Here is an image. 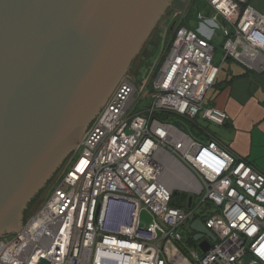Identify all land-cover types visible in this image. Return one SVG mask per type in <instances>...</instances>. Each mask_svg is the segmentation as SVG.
I'll return each mask as SVG.
<instances>
[{
  "label": "built area",
  "instance_id": "2783aa9c",
  "mask_svg": "<svg viewBox=\"0 0 264 264\" xmlns=\"http://www.w3.org/2000/svg\"><path fill=\"white\" fill-rule=\"evenodd\" d=\"M207 1L215 13L199 15L200 32L177 18L145 110L134 77L120 79L38 211L0 236V264H264V173L190 124L229 119L206 106L226 58L264 71V13L251 0ZM216 29L225 34L221 64ZM176 191L186 193L180 205ZM197 218L216 236L201 256L176 243L184 227L195 235Z\"/></svg>",
  "mask_w": 264,
  "mask_h": 264
},
{
  "label": "water",
  "instance_id": "95a60500",
  "mask_svg": "<svg viewBox=\"0 0 264 264\" xmlns=\"http://www.w3.org/2000/svg\"><path fill=\"white\" fill-rule=\"evenodd\" d=\"M170 2L0 0V236L39 208ZM190 228L203 251L216 240Z\"/></svg>",
  "mask_w": 264,
  "mask_h": 264
},
{
  "label": "rangeland",
  "instance_id": "374dc122",
  "mask_svg": "<svg viewBox=\"0 0 264 264\" xmlns=\"http://www.w3.org/2000/svg\"><path fill=\"white\" fill-rule=\"evenodd\" d=\"M250 3L253 4V6L257 10L264 13V0H251ZM179 11L180 14H182L181 12H183L182 17L177 15ZM214 13H215L214 8L208 3L207 0H171L170 5H168L163 10L159 18L154 22V24H152L153 26L151 25L149 31L147 32L144 39L140 43L139 48H137V50L135 51V55L129 67V75L134 77V81L137 86V91L143 93L142 95L140 93L139 94L137 93L136 95L138 96V98H140L136 103L137 109L145 110L146 107L152 102L155 96L153 80L155 76L158 74L160 68L163 66L164 62L167 60V56L169 54L171 47V43H169V41L172 35L175 36L178 26L177 18H182L181 20L182 22L180 21V23H183L195 29L196 31L200 32V28L202 26V23H204V20L201 19L199 15H204L208 19L211 18V16ZM221 21L227 26H229L228 22H226L225 20L221 19ZM215 33L210 38L211 42L215 46L214 62L216 64H221L224 57L223 43H224L225 34L221 33L217 29L215 30ZM118 82L116 86L118 85ZM116 86L114 87V90L116 89ZM208 96L209 97H207L206 106H213L209 104V99L211 98V92L208 93ZM105 104L106 102L104 103V105ZM104 105L102 106V108L104 107ZM197 119L200 122V124L204 125L205 127H208L209 129H211V131L212 130L215 132L218 131L219 128L218 125L202 119L201 116H199ZM195 123H197V121ZM80 154H81V150L77 152V149H74L73 153L66 161L61 171L58 173L52 184L46 190L44 198L39 201V207L41 206L43 201L49 196L52 188L54 187L53 185L58 181L62 172L67 167L69 162L75 157H78ZM176 198H177V202L181 201V199H179V195H177ZM38 209L32 215H34L38 211ZM146 219H148V216L144 214V220ZM27 220L24 222V224L27 222ZM182 233L184 235V240L181 242L177 241L176 243L178 244V246L182 249H185L186 251H188L191 248L197 249L201 256L202 253L198 249L200 240L196 241L194 244L188 243V238H190L194 234L188 227H184ZM248 258L249 257L247 256L246 259Z\"/></svg>",
  "mask_w": 264,
  "mask_h": 264
},
{
  "label": "crops",
  "instance_id": "0c3cea01",
  "mask_svg": "<svg viewBox=\"0 0 264 264\" xmlns=\"http://www.w3.org/2000/svg\"><path fill=\"white\" fill-rule=\"evenodd\" d=\"M210 92L209 104L225 111L229 119L216 132L197 119L201 135L213 134L224 148L264 173V71L226 58Z\"/></svg>",
  "mask_w": 264,
  "mask_h": 264
},
{
  "label": "trees",
  "instance_id": "16d2710c",
  "mask_svg": "<svg viewBox=\"0 0 264 264\" xmlns=\"http://www.w3.org/2000/svg\"><path fill=\"white\" fill-rule=\"evenodd\" d=\"M173 37H174V35H172V37H171L169 43H171ZM217 80H218V77H217V79H216V82H215L214 86L216 85ZM169 115H170V114H168V113H159L157 116L160 117V118L171 117V116H169ZM190 124H191V129H192L193 132H195V133H197V134H202V133H203V131L201 132V129H200V127L197 125V123L192 122V123H190ZM197 127H198V128H197ZM177 195H179V199H181L180 202H177V198H176ZM185 198H186V193L176 191V192H174V198H173V200H172V203H173V204H176V205H180V203H181ZM31 211H32V210H30V212H27V213H26V215H25V220L29 219V217H30V215H31ZM195 242H196V241L194 240V235L191 236L190 238H188V243H189V244H194Z\"/></svg>",
  "mask_w": 264,
  "mask_h": 264
},
{
  "label": "flooded vegetation",
  "instance_id": "af4514ba",
  "mask_svg": "<svg viewBox=\"0 0 264 264\" xmlns=\"http://www.w3.org/2000/svg\"><path fill=\"white\" fill-rule=\"evenodd\" d=\"M25 215H26V212H25V214H24V217H25ZM24 217H23V218H24Z\"/></svg>",
  "mask_w": 264,
  "mask_h": 264
}]
</instances>
